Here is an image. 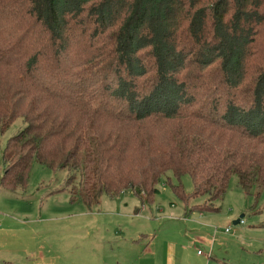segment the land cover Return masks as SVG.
<instances>
[{
	"label": "trees",
	"instance_id": "1",
	"mask_svg": "<svg viewBox=\"0 0 264 264\" xmlns=\"http://www.w3.org/2000/svg\"><path fill=\"white\" fill-rule=\"evenodd\" d=\"M19 116L2 188L34 161L70 199H150L170 172L215 211L231 175L264 185V0H0V134Z\"/></svg>",
	"mask_w": 264,
	"mask_h": 264
},
{
	"label": "rangeland",
	"instance_id": "2",
	"mask_svg": "<svg viewBox=\"0 0 264 264\" xmlns=\"http://www.w3.org/2000/svg\"><path fill=\"white\" fill-rule=\"evenodd\" d=\"M24 124L0 134V175L5 141ZM72 175L33 161L23 186H0V264H157L168 244L181 250L174 264H264V185L246 194L233 174L215 211L199 212L206 196L183 202L171 188L190 194L186 174L165 172L150 199L121 189L90 204L70 199Z\"/></svg>",
	"mask_w": 264,
	"mask_h": 264
},
{
	"label": "crops",
	"instance_id": "3",
	"mask_svg": "<svg viewBox=\"0 0 264 264\" xmlns=\"http://www.w3.org/2000/svg\"><path fill=\"white\" fill-rule=\"evenodd\" d=\"M166 249L160 251L158 254L159 260H156L157 264H174L173 260L181 252V250H175V248L168 244L165 246Z\"/></svg>",
	"mask_w": 264,
	"mask_h": 264
},
{
	"label": "built area",
	"instance_id": "4",
	"mask_svg": "<svg viewBox=\"0 0 264 264\" xmlns=\"http://www.w3.org/2000/svg\"><path fill=\"white\" fill-rule=\"evenodd\" d=\"M238 224H242V222H238ZM228 231H229V229L227 228V229H224L223 230V233H228ZM216 231H214V233H215Z\"/></svg>",
	"mask_w": 264,
	"mask_h": 264
},
{
	"label": "water",
	"instance_id": "5",
	"mask_svg": "<svg viewBox=\"0 0 264 264\" xmlns=\"http://www.w3.org/2000/svg\"><path fill=\"white\" fill-rule=\"evenodd\" d=\"M241 218V217H240ZM239 222V220H237V221H235L233 224L235 225V224H237Z\"/></svg>",
	"mask_w": 264,
	"mask_h": 264
}]
</instances>
